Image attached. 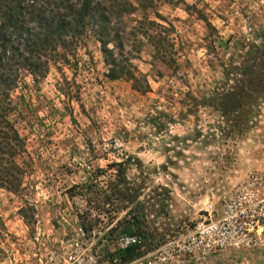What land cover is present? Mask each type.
<instances>
[{
  "label": "rangeland",
  "instance_id": "obj_1",
  "mask_svg": "<svg viewBox=\"0 0 264 264\" xmlns=\"http://www.w3.org/2000/svg\"><path fill=\"white\" fill-rule=\"evenodd\" d=\"M148 6L123 21L128 30L143 31L125 39L122 51L133 81L111 78L88 34L44 78L25 74L11 91L9 118L23 141L17 160L23 173L16 191L0 188V264L61 262L77 238L78 217L90 210L93 218L90 207L105 195L80 197L68 189L91 183L113 194L116 208L137 196L132 207L143 234L136 236L134 260L264 264V236L250 251L191 259L164 253L208 205L253 177L264 178V60L238 116L201 104L223 86L231 58L252 46L264 51V0H148ZM119 162L121 176L111 166ZM125 213L101 216L85 232L99 264L134 261H121L117 252V222Z\"/></svg>",
  "mask_w": 264,
  "mask_h": 264
},
{
  "label": "trees",
  "instance_id": "obj_2",
  "mask_svg": "<svg viewBox=\"0 0 264 264\" xmlns=\"http://www.w3.org/2000/svg\"><path fill=\"white\" fill-rule=\"evenodd\" d=\"M147 8L148 0H0V188L16 191L21 185L23 172L17 160L24 154V145L9 118L13 111L10 93L21 77L26 74L36 80L44 78L50 65L66 61L80 41L91 34L100 45L111 78L125 76L133 81L122 51L127 46L125 39L143 31L135 27L128 30L123 21L138 9ZM261 48L252 46L237 59L231 58L224 68L223 86L203 98L202 106L213 108L222 116H238L242 100L251 98L246 93L247 85L264 60ZM112 51L120 52L114 55ZM123 165V162L111 165L118 168L115 175H123ZM68 192L70 195L77 192L80 197L92 192L105 194L101 203L90 207L95 210L93 218L90 210L78 217L84 233L91 231L101 216L111 219L120 210L126 211L117 222L122 225V236L143 234L132 207L136 195L120 200L116 208L113 194L107 195V190L98 189L96 184L73 186ZM139 247V244L117 247L121 261L139 257Z\"/></svg>",
  "mask_w": 264,
  "mask_h": 264
},
{
  "label": "built area",
  "instance_id": "obj_3",
  "mask_svg": "<svg viewBox=\"0 0 264 264\" xmlns=\"http://www.w3.org/2000/svg\"><path fill=\"white\" fill-rule=\"evenodd\" d=\"M76 235L63 249L62 261L50 264H99L81 228ZM261 236H264V178L253 177L241 189L227 193L215 205H208L187 232L164 246V253L191 259L227 251H250L260 246ZM136 244L138 237L127 235L116 242L120 249ZM146 258L127 264H151L145 262Z\"/></svg>",
  "mask_w": 264,
  "mask_h": 264
}]
</instances>
